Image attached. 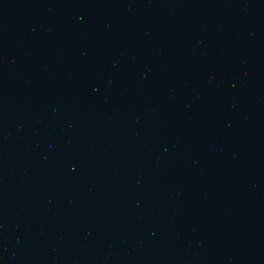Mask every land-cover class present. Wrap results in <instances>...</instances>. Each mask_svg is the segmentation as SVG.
I'll list each match as a JSON object with an SVG mask.
<instances>
[{
    "label": "water",
    "instance_id": "obj_1",
    "mask_svg": "<svg viewBox=\"0 0 264 264\" xmlns=\"http://www.w3.org/2000/svg\"><path fill=\"white\" fill-rule=\"evenodd\" d=\"M0 264H264V0H0Z\"/></svg>",
    "mask_w": 264,
    "mask_h": 264
}]
</instances>
